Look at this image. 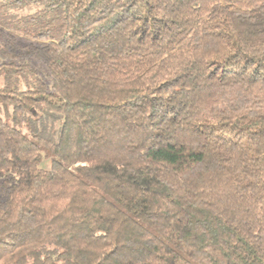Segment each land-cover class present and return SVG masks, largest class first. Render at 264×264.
I'll return each instance as SVG.
<instances>
[{
  "label": "trees",
  "instance_id": "trees-1",
  "mask_svg": "<svg viewBox=\"0 0 264 264\" xmlns=\"http://www.w3.org/2000/svg\"><path fill=\"white\" fill-rule=\"evenodd\" d=\"M0 264H264V0H0Z\"/></svg>",
  "mask_w": 264,
  "mask_h": 264
},
{
  "label": "rangeland",
  "instance_id": "rangeland-1",
  "mask_svg": "<svg viewBox=\"0 0 264 264\" xmlns=\"http://www.w3.org/2000/svg\"><path fill=\"white\" fill-rule=\"evenodd\" d=\"M6 199L5 189L3 187V178L0 176V200Z\"/></svg>",
  "mask_w": 264,
  "mask_h": 264
}]
</instances>
